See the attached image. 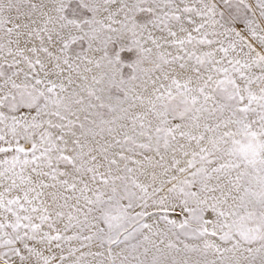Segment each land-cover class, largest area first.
<instances>
[{"label": "snow or ice", "instance_id": "obj_1", "mask_svg": "<svg viewBox=\"0 0 264 264\" xmlns=\"http://www.w3.org/2000/svg\"><path fill=\"white\" fill-rule=\"evenodd\" d=\"M0 264H264V0H0Z\"/></svg>", "mask_w": 264, "mask_h": 264}]
</instances>
